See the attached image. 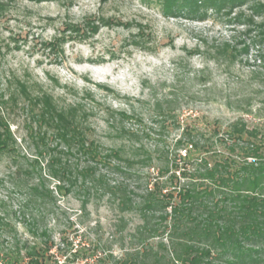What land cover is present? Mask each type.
I'll return each mask as SVG.
<instances>
[{"label": "rangeland", "instance_id": "1", "mask_svg": "<svg viewBox=\"0 0 264 264\" xmlns=\"http://www.w3.org/2000/svg\"><path fill=\"white\" fill-rule=\"evenodd\" d=\"M252 3L229 13L209 5L200 18L167 15L159 0H0V103L8 101L4 111L18 141L16 153L0 155V207L6 203L16 219L12 210L22 196L12 184L13 171L19 162L28 167L26 157H34L36 149L23 98L18 105L11 101L17 80L34 93L40 88L51 93L61 107L86 106L92 135L105 149L150 151L152 165L138 163L137 176L128 181L137 195L158 177L161 153H176L175 141L186 125L206 134L210 127L225 131L240 118L250 129L264 125V17H252ZM226 42L239 47L247 42L250 50L230 65L217 63L212 49ZM121 128L137 132V142ZM55 184L47 180L56 201L47 202L44 221L57 254L66 241L89 249L91 262L139 246L130 236L141 223L137 211L122 213L98 194L84 209L77 192L59 193ZM19 230L27 235L24 226Z\"/></svg>", "mask_w": 264, "mask_h": 264}, {"label": "trees", "instance_id": "2", "mask_svg": "<svg viewBox=\"0 0 264 264\" xmlns=\"http://www.w3.org/2000/svg\"><path fill=\"white\" fill-rule=\"evenodd\" d=\"M159 1L167 15L203 18L200 12L209 5L229 13L249 0ZM252 2V17H264V0ZM260 27L264 37V20ZM212 50L213 60L230 65L249 52L250 45L226 42ZM21 97L32 119L30 137L36 149L34 157H26L28 167L19 162L13 171L12 184L22 196L12 210L16 219L6 203L0 207V264H264V125L250 129L240 118L225 131L210 127L207 134L186 125L175 141L176 153H161L158 177L137 195L128 181L137 176L133 171L138 163L152 165L150 151L137 146L105 149L92 135L86 106L61 107L51 93L42 88L34 93L17 80L11 101L18 105ZM6 104L0 103V155L14 154L18 147ZM109 114L115 117L113 111ZM120 115L127 117L125 112ZM120 132L137 142V132ZM112 174L121 180L112 181ZM50 178L59 193L77 192L84 209L98 194L122 213L137 211L141 223L130 236L139 246L118 258L109 254L93 262L89 249L75 248L66 238L65 248L53 251L56 243L44 221L47 202L56 201L55 189L47 185Z\"/></svg>", "mask_w": 264, "mask_h": 264}]
</instances>
